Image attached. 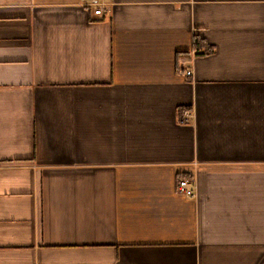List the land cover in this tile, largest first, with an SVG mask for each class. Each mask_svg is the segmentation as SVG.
<instances>
[{"label":"crops","instance_id":"obj_1","mask_svg":"<svg viewBox=\"0 0 264 264\" xmlns=\"http://www.w3.org/2000/svg\"><path fill=\"white\" fill-rule=\"evenodd\" d=\"M0 264H264V0H0Z\"/></svg>","mask_w":264,"mask_h":264},{"label":"built area","instance_id":"obj_2","mask_svg":"<svg viewBox=\"0 0 264 264\" xmlns=\"http://www.w3.org/2000/svg\"><path fill=\"white\" fill-rule=\"evenodd\" d=\"M96 6H98L96 9H95V14L97 16H101L104 12V9H105V5L106 4H99V3H94ZM187 74L188 75H191L192 74V71L188 70L187 71ZM185 116H187V118H189L191 116V113L186 111L185 112ZM177 191L178 193L180 194H183V195H186V196H189V197H194L196 196V187H195V184H194V181L191 177L189 176H182L179 178L178 182H177Z\"/></svg>","mask_w":264,"mask_h":264},{"label":"trees","instance_id":"obj_3","mask_svg":"<svg viewBox=\"0 0 264 264\" xmlns=\"http://www.w3.org/2000/svg\"><path fill=\"white\" fill-rule=\"evenodd\" d=\"M198 43H199V41H198ZM205 49H207V50H208V49H209V47H205ZM181 112H182V111H181Z\"/></svg>","mask_w":264,"mask_h":264},{"label":"bare ground","instance_id":"obj_4","mask_svg":"<svg viewBox=\"0 0 264 264\" xmlns=\"http://www.w3.org/2000/svg\"><path fill=\"white\" fill-rule=\"evenodd\" d=\"M189 76V75H188Z\"/></svg>","mask_w":264,"mask_h":264}]
</instances>
